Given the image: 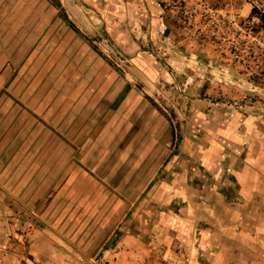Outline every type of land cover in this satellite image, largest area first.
Segmentation results:
<instances>
[{"label": "rangeland", "instance_id": "obj_1", "mask_svg": "<svg viewBox=\"0 0 264 264\" xmlns=\"http://www.w3.org/2000/svg\"><path fill=\"white\" fill-rule=\"evenodd\" d=\"M28 2L47 7H21ZM68 2L79 4L0 0V194L8 217L44 228L81 161L102 185L107 178L127 189L133 211L159 215L171 241L180 235L177 251L186 257L194 251L202 264H219L224 249L227 264H250L257 215L264 219V186L245 185L249 171L264 168V6L152 0L163 11L158 31L132 14L113 19V32H82L114 73L82 82L79 13ZM79 83L92 85L81 97ZM83 94L93 101L86 116ZM45 159L46 182L38 178ZM60 163L67 177L55 174ZM29 164L38 165L30 207L8 181L26 176ZM186 231L195 234L186 242L192 251L183 246Z\"/></svg>", "mask_w": 264, "mask_h": 264}, {"label": "crops", "instance_id": "obj_2", "mask_svg": "<svg viewBox=\"0 0 264 264\" xmlns=\"http://www.w3.org/2000/svg\"><path fill=\"white\" fill-rule=\"evenodd\" d=\"M21 7L47 6L28 2ZM67 7H70L71 12L79 13L81 31H79V79L82 77V82L84 77L91 79L101 74L114 75L110 66L101 60L91 44L83 37L82 32L86 35H94L100 28L113 32L114 26L110 23L113 19L132 20V14L134 21L138 19L147 23L152 20L151 27L154 30L158 31L162 27L163 11L152 0H79V4L68 2ZM150 13L155 15L151 16ZM91 86L89 83H79V96L81 97L86 91L89 92ZM88 96L82 95V100H79L80 109H86L87 106L93 108V101L88 103ZM89 112L86 109L81 114L86 116ZM90 151L92 155L95 153L94 149ZM84 152L86 149L79 150V156L84 155ZM49 162L45 159L44 164L39 165L38 178L42 177L45 182L47 177L52 175ZM80 164L83 165L79 161V170H77L79 174L74 175L72 186L67 187L63 193H58L54 198L52 201L54 207L50 208L49 213L44 214L42 219L44 228L39 230L31 228L30 220L20 224V219L14 217L15 213L8 217L3 196L0 194V264H202L194 251L187 257L177 251L181 244L178 241L180 235L171 241L168 235L174 234L162 227L159 215L154 214V217H149V214L141 211V208L138 212L133 211V203L127 189L111 186L107 178L103 181L106 186L102 185L94 178L93 171L87 172ZM37 166L29 164L26 176L23 174L21 179L15 174L8 179L11 182L10 189L17 198L20 191L24 192L29 207L32 204L31 198L35 195ZM110 166L112 163L108 164V167ZM62 171H66L64 163H60L55 174ZM258 171L255 168L249 171L250 174L246 176L245 182L247 187L256 188L259 186L258 183L264 186L261 182L264 180V175L259 174V172L264 173V168ZM125 176L120 175V182H126ZM11 199L14 200V197ZM262 217L257 215L259 224L255 229L259 241H264ZM186 233L187 241L183 246H188L192 251L193 241L187 245L186 242H190V239L194 240L195 234L193 231ZM205 236L208 237L207 234ZM259 241L257 244L247 241L242 244L243 248L246 244L248 247L257 246L254 247L256 251L250 264H264V245ZM205 242L204 248L207 247ZM206 250L208 252L210 248L207 247ZM220 252L216 256L215 263L227 264L232 260L224 249ZM236 261L239 262L237 256Z\"/></svg>", "mask_w": 264, "mask_h": 264}, {"label": "built area", "instance_id": "obj_3", "mask_svg": "<svg viewBox=\"0 0 264 264\" xmlns=\"http://www.w3.org/2000/svg\"><path fill=\"white\" fill-rule=\"evenodd\" d=\"M261 1L262 0H253V8H258L259 10H261V7H263L264 5L261 4ZM218 23H219V20H218Z\"/></svg>", "mask_w": 264, "mask_h": 264}]
</instances>
